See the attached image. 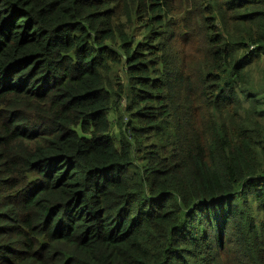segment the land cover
<instances>
[{"label": "trees", "instance_id": "16d2710c", "mask_svg": "<svg viewBox=\"0 0 264 264\" xmlns=\"http://www.w3.org/2000/svg\"><path fill=\"white\" fill-rule=\"evenodd\" d=\"M0 264H264V0H0Z\"/></svg>", "mask_w": 264, "mask_h": 264}]
</instances>
